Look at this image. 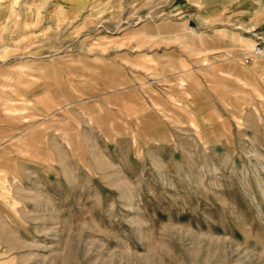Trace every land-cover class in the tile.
Listing matches in <instances>:
<instances>
[{
  "label": "rangeland",
  "instance_id": "374dc122",
  "mask_svg": "<svg viewBox=\"0 0 264 264\" xmlns=\"http://www.w3.org/2000/svg\"><path fill=\"white\" fill-rule=\"evenodd\" d=\"M264 0H0V264H264Z\"/></svg>",
  "mask_w": 264,
  "mask_h": 264
},
{
  "label": "built area",
  "instance_id": "2783aa9c",
  "mask_svg": "<svg viewBox=\"0 0 264 264\" xmlns=\"http://www.w3.org/2000/svg\"><path fill=\"white\" fill-rule=\"evenodd\" d=\"M259 58L264 59V36H259L254 47L242 54V60L245 63L253 62Z\"/></svg>",
  "mask_w": 264,
  "mask_h": 264
},
{
  "label": "bare ground",
  "instance_id": "6f19581e",
  "mask_svg": "<svg viewBox=\"0 0 264 264\" xmlns=\"http://www.w3.org/2000/svg\"><path fill=\"white\" fill-rule=\"evenodd\" d=\"M252 49V48H251ZM249 51V50H248Z\"/></svg>",
  "mask_w": 264,
  "mask_h": 264
}]
</instances>
